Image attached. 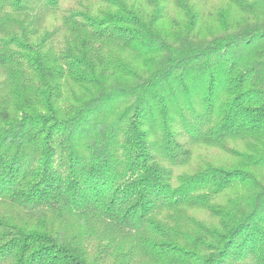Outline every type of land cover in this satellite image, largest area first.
<instances>
[{
    "label": "trees",
    "instance_id": "obj_1",
    "mask_svg": "<svg viewBox=\"0 0 264 264\" xmlns=\"http://www.w3.org/2000/svg\"><path fill=\"white\" fill-rule=\"evenodd\" d=\"M165 1L0 0V264H264V0Z\"/></svg>",
    "mask_w": 264,
    "mask_h": 264
},
{
    "label": "rangeland",
    "instance_id": "obj_2",
    "mask_svg": "<svg viewBox=\"0 0 264 264\" xmlns=\"http://www.w3.org/2000/svg\"><path fill=\"white\" fill-rule=\"evenodd\" d=\"M136 1L139 2L143 7L151 10V4L149 3V0H136ZM207 1H208L207 3L208 8L213 11L215 10V7L217 8V6L221 3L220 0H207ZM177 3H178L177 0H166L161 14L165 15L167 19L176 20V22L182 25L183 22L181 23L180 21L183 18L184 13H183V9ZM170 24L174 26V23L171 22ZM198 152L201 156H203L204 152L211 153L213 152V150L201 149Z\"/></svg>",
    "mask_w": 264,
    "mask_h": 264
}]
</instances>
